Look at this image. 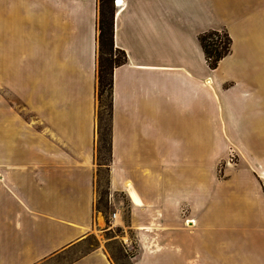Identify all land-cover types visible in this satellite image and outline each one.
Wrapping results in <instances>:
<instances>
[{"label":"crops","instance_id":"crops-1","mask_svg":"<svg viewBox=\"0 0 264 264\" xmlns=\"http://www.w3.org/2000/svg\"><path fill=\"white\" fill-rule=\"evenodd\" d=\"M113 5L127 60L112 77L107 206L134 234L132 264H264V167L218 178L226 152L206 149L207 123L264 107V0ZM97 7L0 0V264H112L99 248L78 253L102 217ZM207 31L231 39L214 69L198 40Z\"/></svg>","mask_w":264,"mask_h":264},{"label":"rangeland","instance_id":"rangeland-1","mask_svg":"<svg viewBox=\"0 0 264 264\" xmlns=\"http://www.w3.org/2000/svg\"><path fill=\"white\" fill-rule=\"evenodd\" d=\"M242 111L243 113L239 114L238 121L235 123L214 121L207 123V129L211 133L206 137V149H209L208 151L213 149L210 152L215 150H225L226 152L220 156L216 164L214 175L218 178L224 177L225 170L223 168L227 166L240 169L243 176L239 173L235 179L241 178L242 180L249 179L248 172L250 176L257 178L259 169L264 167V107L260 105ZM224 135L230 139H225ZM232 137H236V139H232ZM240 152H242V156ZM209 155V152L205 151L204 159H209ZM243 155H246V158ZM101 157V163H106L107 155L104 151L101 153ZM95 161L97 164L100 162L98 158ZM202 172L205 185L210 182L209 175L206 173V169H203ZM107 178L108 173L105 168L97 169L94 182V210L97 211L100 206L97 216L102 217L99 218L93 233L87 236L84 245L79 248L78 253L99 248L112 264H132L131 258L137 253L138 246L133 238V233H125L123 229L116 228L111 223L112 211L107 206L108 196L101 193L105 192ZM216 191H221L222 194L225 190L224 187H221V190L215 187Z\"/></svg>","mask_w":264,"mask_h":264},{"label":"trees","instance_id":"trees-1","mask_svg":"<svg viewBox=\"0 0 264 264\" xmlns=\"http://www.w3.org/2000/svg\"><path fill=\"white\" fill-rule=\"evenodd\" d=\"M97 42H96V158L100 161L97 169L105 168L108 173V166L111 161V112H112V77L116 67L124 64L127 60L122 50L114 48L113 25L115 9L113 0H97ZM200 48L210 69L217 67V64L230 52L231 39L224 31H207L198 36ZM99 146V147H98ZM107 155L106 163H101V153ZM98 156V157H97ZM99 182H101L99 180ZM98 182V185H99ZM108 182V178H107ZM107 182L105 192L102 195L108 196ZM103 197V196H102ZM100 207V206H99ZM97 208V211L100 208Z\"/></svg>","mask_w":264,"mask_h":264},{"label":"built area","instance_id":"built-area-1","mask_svg":"<svg viewBox=\"0 0 264 264\" xmlns=\"http://www.w3.org/2000/svg\"><path fill=\"white\" fill-rule=\"evenodd\" d=\"M113 217H115V214H112V217L111 218H113Z\"/></svg>","mask_w":264,"mask_h":264}]
</instances>
